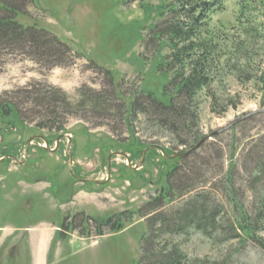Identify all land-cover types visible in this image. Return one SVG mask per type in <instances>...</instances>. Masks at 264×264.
Masks as SVG:
<instances>
[{
    "label": "rangeland",
    "instance_id": "1",
    "mask_svg": "<svg viewBox=\"0 0 264 264\" xmlns=\"http://www.w3.org/2000/svg\"><path fill=\"white\" fill-rule=\"evenodd\" d=\"M125 1L29 0V15H19L17 20L24 26L37 25L69 45L72 63L46 71L31 60L11 59L0 72V95L31 83L46 82L76 103L80 89L102 90L108 83L105 71H111L124 90L149 91L166 102L162 91L168 78L157 70L160 58L155 57V48L146 49L144 42L156 18H151L137 3ZM214 1L218 9L209 16L208 23L218 36L222 53H233L227 48L229 42H244L251 67L263 70L264 0ZM154 4L158 5L159 0ZM252 27L258 35L249 40L243 33ZM167 53L164 50L163 55ZM259 87L239 81L235 71H224L213 83L212 91L218 98L217 110L227 103L230 107L222 115L215 114L211 99L205 92L199 94L201 137H212L207 143L222 137L226 143L229 137L264 135V116L237 128L235 135L229 129L245 115L264 109V92ZM82 119L81 114L67 116L65 131L58 133L0 116V264L140 263L146 224L137 212L165 184L163 174L176 161L164 157L160 149L170 157L187 151L191 145L181 146L171 134L158 135L143 119L135 124V137L127 133L113 135L108 127H92L100 120ZM37 136L47 140L51 151L43 140H34L25 160L27 142ZM62 136L72 137L70 151L75 175L102 184L80 182L71 175L66 152L69 141ZM114 137L126 141L120 143ZM150 147L155 148L146 153L140 164L143 152ZM114 153L128 155L132 168L125 158L113 157L108 178L107 164ZM239 154L240 149L237 157ZM118 215L125 224L118 233L105 226L104 235L98 236L96 224L88 222L89 217L101 220ZM76 216L73 227L62 228L65 218L73 220ZM60 230L64 233L62 238H58ZM260 236L264 240V231ZM182 249L190 257L264 264V248L253 242L217 246L195 233L184 240Z\"/></svg>",
    "mask_w": 264,
    "mask_h": 264
},
{
    "label": "trees",
    "instance_id": "2",
    "mask_svg": "<svg viewBox=\"0 0 264 264\" xmlns=\"http://www.w3.org/2000/svg\"><path fill=\"white\" fill-rule=\"evenodd\" d=\"M155 1L158 0L125 2L137 3L156 18L144 42L146 49L155 48V57L160 58L157 70L168 78L162 91L166 102L149 91L124 90L113 73L105 71L107 85L100 91L80 89L76 103L46 82L6 91L0 95V116L59 133L65 131L67 116L81 114L82 120L88 122L92 118L100 120L92 123L93 128L108 127L113 135L127 133L132 137L136 134L135 124L144 120L158 135L171 134L181 146L192 147L202 139L199 94L205 92L211 99L215 114L222 115L230 107L227 103L217 110L218 98L212 91L213 83L224 71L237 72L239 81L253 82L264 92V69L251 67L244 42L227 41L233 53H222L218 36L208 23L209 16L218 9L214 0H159L158 5ZM28 2L0 0V72L11 59L31 60L46 71L69 66V45L37 25L24 26L17 20L19 15H29ZM256 32L254 28L245 29L243 35L253 40ZM164 50L169 53L163 55ZM261 104L264 106V99ZM260 116L264 114H253L230 130L235 135L237 128ZM114 138L120 143L126 141ZM214 138V142H204L190 156L176 159L163 174L165 184L138 210L146 224L139 264H232L229 258L220 261L188 256L182 245L195 233L217 246L238 241L240 246L253 242L264 248L260 236L264 231V135L229 137L226 143L222 137ZM141 152L142 149L138 154ZM76 219L77 216L73 220L65 218L62 228L73 227ZM122 219L120 215L101 220L89 217L88 222L93 221L97 235L103 236L105 226H111L112 233L124 230ZM63 234L60 230L58 238Z\"/></svg>",
    "mask_w": 264,
    "mask_h": 264
},
{
    "label": "water",
    "instance_id": "3",
    "mask_svg": "<svg viewBox=\"0 0 264 264\" xmlns=\"http://www.w3.org/2000/svg\"><path fill=\"white\" fill-rule=\"evenodd\" d=\"M256 113H263V114H264V109H260V110L254 111L253 113H249V114L245 115L244 117L240 118L239 120H237L236 123H238V122H240V121H242V120H244V119H247L248 117H250L251 115L256 114ZM236 123H233L232 126H233L234 124H236ZM232 126H231L229 129H231ZM229 129H227V130H229ZM62 138H67L68 141H69V144H68V147H67L66 152H67V154L69 155V158H70V161H69V169H70V173H71V175H72L77 181H80V182H96V183L102 184V183H100V182H98V181H96V180H95V181L83 180V179H80L79 177H77V176L75 175V173H74V171H73V167H72V166H73V154H72L71 151H70V146H71V143H72V137H71V136H62ZM211 138H212V137H210V136L203 137L198 143H196L194 146H192V147H191L190 149H188L187 151H185V152H183V153H179V154H174L173 156H170V157H168V156L164 153V151H163L162 149H160V151L163 153L164 157H166V158H169V159H178V158H179V159H183V158L188 157V156H190L191 154H193L195 151H197V150L200 148V146H201L204 142L210 140ZM37 139H41V140H43V141L46 143V147H45V148H46L48 151H51V150L49 149V147H48V142H47V140H46L44 137H38V136H37V137H33V138L29 139V141L27 142V147H26V150H25V152H24V159H25V160L27 159V154H28V151H29V149H30V146L32 145V143L34 142V140H37ZM59 140H60V139H59ZM58 147H59V146L57 145L56 150L58 149ZM154 148H155V147H150L149 149H147V150H145V151L143 152V156H142V160H141L140 164H143V163H144L146 153H147L148 151L154 149ZM56 150H55V151H56ZM116 156H121V157L125 158V159L127 160V162H128V166H129L130 168H132V166H131V162H130V160L128 159V155H125V154H122V153H114V154H112V155L109 157L108 164H107V167H108V178H110V175H111V160H112L113 157H116ZM5 159H6V158H5ZM3 160H4V159H3ZM14 160H15L17 163H19V161H18L16 158H14ZM140 164H138L135 168L138 169L139 166H140Z\"/></svg>",
    "mask_w": 264,
    "mask_h": 264
}]
</instances>
